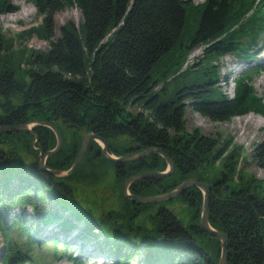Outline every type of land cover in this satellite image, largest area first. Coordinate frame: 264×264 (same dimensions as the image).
Instances as JSON below:
<instances>
[{"label": "trees", "instance_id": "16d2710c", "mask_svg": "<svg viewBox=\"0 0 264 264\" xmlns=\"http://www.w3.org/2000/svg\"><path fill=\"white\" fill-rule=\"evenodd\" d=\"M32 1L44 14L42 35L50 41V49L34 54L30 83L19 80L9 65L0 66V125L33 120L55 124L65 146L47 160V167L55 170H67L75 161L83 140L80 129L105 138L117 156L163 149L176 171L168 177L142 179V191L135 192L157 195L197 178L210 187V223L228 238V264H264V180L237 168L239 147L228 152L230 141L221 147L219 137L204 135L199 128L190 132L185 117L189 106L212 121H229L252 111L264 115V98L253 84L262 65L243 71L230 97L217 85L219 62L212 64L227 54L245 61L254 58L264 36V0ZM72 6L82 12L80 28L69 21L58 40H53L55 14ZM16 8L11 0H0V12ZM198 47H204L205 59L183 67L187 54ZM136 105L142 111L129 108ZM34 138L44 151L57 142L54 130L45 125L34 127L33 133L0 134L1 264H47L45 254L35 251L43 241L36 236L52 226L81 230L83 236H78L84 242L103 235L100 241L107 238L106 245L116 252L112 264H130L139 253L142 264L219 263V239L208 235L198 221L184 226L174 212L179 200L187 201L199 220L203 194L198 187L166 202L143 203L142 211L154 212V230L111 239L98 220L76 210L70 177H56L42 170L37 157L23 154ZM94 145L90 154L94 157L85 156L74 174L76 180L94 178L103 166L95 162L101 146ZM254 159L264 166V143L255 149ZM117 164L118 173L129 177L164 171L167 161L154 153ZM212 168L218 172L213 174ZM15 208L20 215L11 216ZM27 208L33 216L26 213ZM127 208L140 211L135 203ZM138 227L142 230L146 225ZM203 237L216 241V257L198 245ZM49 242L65 247L63 251L56 248L50 259L79 262L66 241L56 237ZM96 246L102 253L104 244Z\"/></svg>", "mask_w": 264, "mask_h": 264}, {"label": "rangeland", "instance_id": "374dc122", "mask_svg": "<svg viewBox=\"0 0 264 264\" xmlns=\"http://www.w3.org/2000/svg\"><path fill=\"white\" fill-rule=\"evenodd\" d=\"M192 1L198 4L204 2L205 0ZM11 3L17 6L14 11L0 12V66L5 67L6 65H9L13 69L16 77L19 80L30 83L31 76L29 73L31 67H33L34 54H37L36 52H38V54L39 52L46 53L50 49V41L46 40V38L42 35L45 34L44 14L38 12L37 6L32 0H11ZM82 20V12L76 6L58 11L54 17L55 30L53 40H58V38L61 36L62 27L69 23V21L76 23V25L79 26L78 28H80L79 23H81ZM263 42L264 36L260 39V45H258L259 47H257V49H260L261 45H263ZM260 51L261 55L259 56V58L263 59L264 49L261 48ZM203 59H205L204 47H198L187 54L183 67H190L192 65H195V63H198ZM218 62L220 64V76L218 78L217 85L220 87L223 94L230 97L234 96L235 79H237L243 71L247 70L249 66L253 64H262V68L255 76L253 84L258 95L264 98V60L258 59L245 61L233 54H227L225 56L219 57L216 60H213L212 64L215 65ZM158 88L159 87H156V90ZM188 102L189 101H187V103ZM129 108H131L132 111L136 112L142 111V107L139 105L133 107L131 106ZM249 113L251 112L243 115H238V117L234 116L229 121H212L206 117L201 116L192 107L189 106L185 117L187 121V128L190 132H193L195 129L199 128L204 135L219 137L221 141V147L230 141L231 148H229L228 152H231L232 150H235L237 147H239L240 157L238 158L239 162L237 168L244 169L245 171H252L258 178L264 180V166L258 164L257 160L254 159L255 149L259 145L264 143V115L261 113L253 112L261 115L262 118L255 116L253 122H248L246 119V115ZM77 131L83 136V143L85 135L89 132L85 131V129H80ZM2 133H8V131H3L0 134ZM93 140L94 139L89 142L87 151L83 159L86 155H88L86 159L94 157L90 154H92V152L96 149V145H94L95 142L98 143L99 146H101L100 142L96 140L95 142H93ZM55 146L47 151H44L40 147L39 139L34 138L33 141L30 142L29 148L23 151V154L31 158L37 157V161L39 163L40 149L44 153H46L54 149ZM60 150L64 151L65 146L61 147L59 151ZM36 151L37 154L35 153ZM99 155L100 153L96 155L95 158L97 160H95V162L97 164L100 163L103 166H101V168L99 167V171L94 178H82L77 180L75 179L74 174L77 173L76 169L83 162V159L74 170V172L69 176L71 184L75 188V199L77 202L76 210L81 212L85 217H90L98 220L99 223L104 227L107 236H109L111 239L114 237H117L119 239L131 237L133 238L140 236L139 231L143 232L144 230H154V212L148 213L144 211H135L134 209L130 211L127 208V198H125V196L123 195V189L121 187L122 185L120 186V182H118V179H120V175H117L116 170L109 163H104L103 160L100 159ZM50 156L51 155L47 156L46 166L47 160ZM220 163L221 162H218L217 164ZM167 167L168 164L166 165V168ZM210 170L213 174L215 172H218L216 168H212ZM71 176H73L72 179ZM67 178L68 177H65V179ZM142 187H140L138 190L142 191ZM129 190H131L130 187ZM139 195L140 194H138L137 196ZM179 195L183 194L181 193ZM179 195L176 197H179ZM141 196L145 195L141 194ZM190 197L191 195H188V198ZM173 208L175 210L174 212H176V215L181 220L184 226L189 227L192 223H196L197 221L201 224V215L199 220H197L198 218L193 217L194 208H191V204H189V202L179 200V202ZM26 213L30 216H33V212L30 210V208H27ZM15 214L20 215V211L18 208H15L10 213L11 216ZM142 224L146 225V228L139 230L138 226ZM57 225L59 224L57 223ZM86 225L88 226V224ZM80 226H82V223H80ZM47 228L42 229V232H40L39 235L36 236L37 239H43V241L40 245V248H36L35 250L37 253L45 254L47 264H112V262L116 260V252L110 250L109 245H106L105 243L107 241V238L104 237L105 240L100 241V239L103 238L102 234L101 238L100 234L98 233V237H90L91 240L89 242H84V240L81 239L82 237L78 236V234H81V236H83L81 230H64L62 228H57V226H52L48 229ZM56 237L66 241V246L75 251V256L79 260L78 263L70 261L66 258L52 260L48 257L56 251V248L58 251H63L65 248L63 244L59 243L57 244V246H55L53 245V243L49 242ZM78 237H80V239ZM210 239L211 238L206 239L205 237H203L202 241L197 242L198 245L205 251H207L211 256L216 257V241ZM98 242H102L105 246L102 253H100L96 249L98 247L96 246ZM3 244L4 241L2 236L0 235V247H2ZM67 251V253H70V250L67 249ZM142 256V253L137 254L136 257L132 259L130 264H142Z\"/></svg>", "mask_w": 264, "mask_h": 264}, {"label": "water", "instance_id": "95a60500", "mask_svg": "<svg viewBox=\"0 0 264 264\" xmlns=\"http://www.w3.org/2000/svg\"><path fill=\"white\" fill-rule=\"evenodd\" d=\"M38 125H45V126L50 127L51 129L54 130L56 137H57V143H56V146L54 149H52L46 153H44L40 149L39 164H40L42 170L48 171V172H50V173H52V174H54L60 178L69 177L74 172V170L77 168L79 163L82 161V159H83V157L87 151L88 144L92 139L100 142V145L102 147L101 148V154H102L103 158L110 160V161H113L115 163L134 161V160H137L140 158L147 157V156L152 155L154 153H157V154H160L161 156H163L166 159L167 164H168V167L165 169V171L139 172V173H136V174H133V175L127 177L126 180L124 181V185H123V195L125 197L133 198L134 201H139V202H142L145 204H147V203H160V202H166V201H169V200L175 198L176 196L183 193L185 190H187L190 187H198L202 191V194H203V204H202V210H201L202 228L209 235L217 237L221 243V256H220V260H219L218 264H228L229 263V254L230 253H229V246H228V238L223 231H220L219 229H215L210 223L211 190H210V187L208 185H206L205 183H203L202 181L198 180L195 177H190V178L186 179L185 181H183L181 184H179L173 190L168 191V192H164L161 194H157V195L136 196V195L131 194L129 192L130 184L136 180L148 179V178H153L156 176L168 177V176H171L176 171L175 162L166 153V151H164L163 149H160V148L153 147V148H148L144 151L117 156L112 152V150L110 148V144L105 138H103V137H101V136H99L93 132H89L88 134L85 135V138H84V141L82 143V147L80 149V152H79L78 156L76 157L72 166L68 170H55V169L47 168V166H46L47 156L57 153L63 144L62 135H61L58 127L55 124H53L51 122L37 121V120H33V121L25 122V123L7 124V125L0 126V133L3 131H27V132L33 133V128L38 126ZM227 188H228V186H226V189Z\"/></svg>", "mask_w": 264, "mask_h": 264}, {"label": "flooded vegetation", "instance_id": "af4514ba", "mask_svg": "<svg viewBox=\"0 0 264 264\" xmlns=\"http://www.w3.org/2000/svg\"><path fill=\"white\" fill-rule=\"evenodd\" d=\"M93 141H95V140H93ZM100 157H102L103 158V156H102V154H101V150H100ZM105 159V158H104ZM107 160V159H106ZM108 161H110V160H108ZM111 163H113V164H111V166L112 167H114V169H115V167H116V173H117V175L119 176L120 175V179H118V182H120V186L122 187V189H123V185H124V183H122V182H124V180L128 177L125 173L124 174H121V173H118V171H117V163H115V162H113V161H110ZM109 162V163H110ZM119 166V165H118ZM121 176H126V177H124V179H122V177ZM142 179H140V180H136V181H134L133 183H131L130 184V188H131V190H130V193L131 194H133L134 193V195H138L136 192H135V190L137 191L140 187H142ZM133 190V191H132ZM125 198H127V203L126 204H128V203H135L136 204V208H137V210H140V211H142L143 210V203L142 202H139V201H134V199L133 198H129V197H125Z\"/></svg>", "mask_w": 264, "mask_h": 264}, {"label": "bare ground", "instance_id": "6f19581e", "mask_svg": "<svg viewBox=\"0 0 264 264\" xmlns=\"http://www.w3.org/2000/svg\"><path fill=\"white\" fill-rule=\"evenodd\" d=\"M28 8H29V7H28ZM23 10H24V9H23ZM25 10H26V9H25ZM20 12H21V11H20ZM25 13H26V12H25ZM77 14H78V13H77ZM13 15H14V14H13ZM17 16H18V15H17ZM19 16H20V15H19ZM24 17H25V16H24ZM78 17H79V15H78ZM10 18H11V17H10ZM12 18H13V17H12ZM255 116L262 118L261 115L251 112V113H249V114L246 115V119H247L248 122H253ZM237 117H238V116H237ZM129 192H130V190H129ZM139 196H141V195H139ZM51 232H52V231H51Z\"/></svg>", "mask_w": 264, "mask_h": 264}]
</instances>
